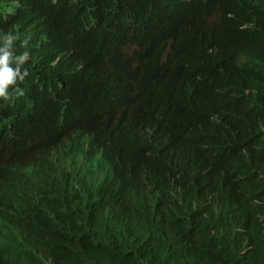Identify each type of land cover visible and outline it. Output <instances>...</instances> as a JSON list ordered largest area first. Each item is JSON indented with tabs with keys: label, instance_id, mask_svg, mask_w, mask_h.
I'll list each match as a JSON object with an SVG mask.
<instances>
[{
	"label": "clouds",
	"instance_id": "1",
	"mask_svg": "<svg viewBox=\"0 0 264 264\" xmlns=\"http://www.w3.org/2000/svg\"><path fill=\"white\" fill-rule=\"evenodd\" d=\"M255 4L264 6V0L247 6ZM222 24L248 39L249 51L235 67L236 81L229 85L221 77H197L182 94L167 90L165 117L154 126L161 138L134 113L116 115L110 108L68 121L23 152L12 139H0V264H151L149 253L163 248L165 232L179 230L173 215L220 240L234 235L233 214L215 204L230 195L239 206L240 232L264 225V157L234 159L225 175L229 189L223 191L213 184L218 180L205 184L192 169L204 171L202 163L208 174L219 149L215 141L224 140L234 113L255 119L254 131L264 139V92L240 78L242 70L254 68L264 81V42L253 29L242 31L251 25ZM196 28H203L202 21ZM258 32L264 37V30ZM17 39L15 32L0 33L3 100L23 95L19 83L27 75L23 65L29 54L13 56ZM84 130L104 160L97 159ZM162 138L185 142L179 153L184 161L160 162ZM157 189L165 202L162 210ZM172 264L200 263L183 256Z\"/></svg>",
	"mask_w": 264,
	"mask_h": 264
},
{
	"label": "trees",
	"instance_id": "2",
	"mask_svg": "<svg viewBox=\"0 0 264 264\" xmlns=\"http://www.w3.org/2000/svg\"><path fill=\"white\" fill-rule=\"evenodd\" d=\"M250 3L252 0H0V33L17 34L13 56L23 51L29 54L23 65L27 75L19 83L23 95L13 93L7 100L0 99V139H12L23 152L63 130L68 121L89 119L110 108L116 115L134 113L145 127L153 128L151 135L161 138L153 126L165 117L167 90L182 94L197 77H221L229 85L236 81L235 67L238 57L249 51L248 39L224 28L222 20H232L238 27L251 25L242 31L253 29L264 42L258 32L264 30V6L248 7ZM240 5L246 9H238ZM200 21L203 28L198 30ZM170 36L176 41L170 42ZM164 51H169L167 56ZM240 78L264 92V81L254 68L242 70ZM255 124L246 115L232 114L224 140L215 141L219 149L208 174L202 163L204 171L192 168L205 184L218 180L213 183L218 190L229 189L225 175L234 159L264 157V139L255 133ZM82 134L89 133L84 130ZM84 138L97 159L104 160L91 135ZM162 141L160 162L167 165L171 157L184 161L179 153L185 142ZM233 199V195L228 201L217 198L215 204L233 214L234 235L220 240L173 215L177 233L186 241L165 237L163 248L149 253L150 263L172 264L175 258L187 256L200 264H264V225L240 232L239 206Z\"/></svg>",
	"mask_w": 264,
	"mask_h": 264
},
{
	"label": "bare ground",
	"instance_id": "3",
	"mask_svg": "<svg viewBox=\"0 0 264 264\" xmlns=\"http://www.w3.org/2000/svg\"><path fill=\"white\" fill-rule=\"evenodd\" d=\"M225 1V0H224ZM63 3V2H62ZM226 3V2H225ZM229 3V2H228ZM64 4V3H63ZM224 4V3H223ZM230 4V3H229ZM232 4H234V3H232ZM220 5V4H219ZM230 6V5H229ZM233 6V5H232ZM223 7V6H222ZM232 8L233 7H231V11H232ZM228 11V10H227ZM226 18V17H225ZM235 19V18H234ZM22 38V37H21ZM36 39V38H35ZM140 40V39H139ZM140 46V45H139ZM117 49V48H116ZM80 96V95H79ZM11 104V103H10ZM13 104V103H12ZM12 106V105H11ZM16 107H18V106H16ZM33 108V107H32ZM51 113V112H50ZM42 115V114H41ZM33 119V118H32ZM64 119V118H63ZM39 120V119H38ZM28 127V126H27ZM26 127V128H27ZM154 127V126H153ZM146 129H147V131L148 132H151V133H154L153 132V128H152V130H151V127H149L148 125H146V127H145ZM35 132V131H34ZM86 137H90V135L89 134H86L85 135ZM84 136V137H85ZM154 136V135H153ZM86 140H88L87 138H86ZM141 166V165H140ZM157 192H158V197H159V202H160V205H161V210L164 208V206H165V202H164V200H163V198L161 197V195H160V191H159V189H157ZM160 210V211H161ZM164 222V220H163V218H162V216L161 215H159V223L161 224V223H163ZM169 236H172V237H174V238H177V239H180L181 241H186V239L185 238H182V236H180L178 233H177V231L174 229V228H172V231H171V233L169 232V230L168 231H166L165 232V237H166V240L168 239V237Z\"/></svg>",
	"mask_w": 264,
	"mask_h": 264
}]
</instances>
